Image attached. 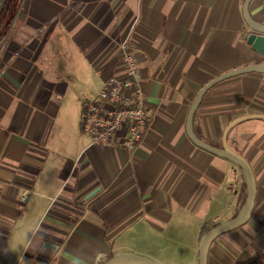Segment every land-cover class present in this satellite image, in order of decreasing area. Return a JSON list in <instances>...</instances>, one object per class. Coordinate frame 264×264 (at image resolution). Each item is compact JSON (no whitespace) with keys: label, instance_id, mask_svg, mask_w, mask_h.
I'll list each match as a JSON object with an SVG mask.
<instances>
[{"label":"crops","instance_id":"0c3cea01","mask_svg":"<svg viewBox=\"0 0 264 264\" xmlns=\"http://www.w3.org/2000/svg\"><path fill=\"white\" fill-rule=\"evenodd\" d=\"M244 3L23 0L16 12L12 0H0V264L151 260L123 245L128 229L147 240L188 228L198 248L205 233L234 219L247 192L242 171L196 148L185 126L208 82L264 62L247 46L254 33ZM248 15L264 27V0H251ZM123 44L137 60L148 112L134 151L95 146L80 131L87 93L126 77ZM247 116H264V74L208 91L193 132L221 149L226 127ZM227 143L252 168L256 198L245 230L210 246L209 264L264 250V120L237 125ZM190 258L198 264L197 249Z\"/></svg>","mask_w":264,"mask_h":264},{"label":"built area","instance_id":"2783aa9c","mask_svg":"<svg viewBox=\"0 0 264 264\" xmlns=\"http://www.w3.org/2000/svg\"><path fill=\"white\" fill-rule=\"evenodd\" d=\"M125 78L110 77L84 107L80 131L95 146L134 151L142 141L148 112L140 87L137 60L120 46ZM121 134V140L116 136Z\"/></svg>","mask_w":264,"mask_h":264},{"label":"water","instance_id":"95a60500","mask_svg":"<svg viewBox=\"0 0 264 264\" xmlns=\"http://www.w3.org/2000/svg\"><path fill=\"white\" fill-rule=\"evenodd\" d=\"M251 0H245L243 5V18L246 25L252 30L254 33L248 38L247 46L250 47L253 51L258 53L264 58V27L253 23L248 15V5ZM33 38H30L28 42L24 44L25 48L27 45L31 43ZM21 48L20 51L23 49ZM19 51V52H20ZM14 59V58H13ZM13 59L9 62V64L13 61ZM8 64V65H9ZM7 65V66H8ZM248 74H264V62L261 64L248 66L242 69L233 70L227 73H224L210 82H208L197 94L193 103L190 106L189 112L187 114L185 131L187 138L189 141L198 149L207 152L210 155H213L217 158L226 160L236 167H238L245 178L246 183V200L245 204L241 210V212L231 221L218 225L201 238L199 246H198V264H207L208 263V252L212 243L220 238L221 236L228 234L232 231H235L242 226H244L250 219L252 210L254 208V202L256 198V180L250 165L246 162L244 158L234 153L228 146L227 137L229 132L236 127L237 125L244 123L250 120H264V116H247L234 120L231 122L223 132L222 135V148H214L205 144L204 142L198 140L193 132V119L194 115L200 106V103L203 97L206 95L208 91H210L215 86L234 79L240 76L248 75ZM104 264H153L146 258L137 257L133 255H121L111 258L106 261Z\"/></svg>","mask_w":264,"mask_h":264},{"label":"rangeland","instance_id":"374dc122","mask_svg":"<svg viewBox=\"0 0 264 264\" xmlns=\"http://www.w3.org/2000/svg\"><path fill=\"white\" fill-rule=\"evenodd\" d=\"M22 1L23 0H12L13 6L11 9H14V11L17 12L20 9L19 7H21ZM1 58L2 57L0 56V62ZM64 70H66L67 74L69 75V69L64 68ZM84 78H86V76H84ZM95 94L90 93V91L87 93V98L83 100L86 101L84 106L87 104V102L90 101L92 95L94 96ZM180 230L181 237H179L180 235H174L172 237L170 235H166L163 237L149 232L148 237L146 238L147 240H145L139 236L131 237V235H133V231L131 229H128L126 232L127 237L125 236L122 238V243H124L123 245L130 246L132 248L141 249L142 251L150 255L149 257H151V260L149 261H152V263L154 264H161V262H164L165 264H193L190 255L194 250H198L196 240H194L193 237L194 234H192V231H190L188 228L183 229V227H180ZM238 230L245 229L241 227L232 232H237ZM225 235H223L222 238H224ZM170 238L172 239L170 240ZM219 251V256L224 254L223 250ZM228 262L229 263L222 259H217L215 261L211 260L210 264H234L238 261L231 262L230 260H228Z\"/></svg>","mask_w":264,"mask_h":264},{"label":"trees","instance_id":"16d2710c","mask_svg":"<svg viewBox=\"0 0 264 264\" xmlns=\"http://www.w3.org/2000/svg\"><path fill=\"white\" fill-rule=\"evenodd\" d=\"M246 200V194L244 196L243 204H245ZM243 207V206H242ZM242 208L237 212L236 216L241 212ZM235 216V217H236ZM234 217V218H235ZM213 244V243H212ZM111 259V258H110ZM108 259V260H110ZM104 264V263H103ZM209 264V256H208V263ZM234 264H264V250L258 251L255 254H253L249 259L236 262Z\"/></svg>","mask_w":264,"mask_h":264},{"label":"clouds","instance_id":"9594fccd","mask_svg":"<svg viewBox=\"0 0 264 264\" xmlns=\"http://www.w3.org/2000/svg\"><path fill=\"white\" fill-rule=\"evenodd\" d=\"M26 250V249H25Z\"/></svg>","mask_w":264,"mask_h":264}]
</instances>
